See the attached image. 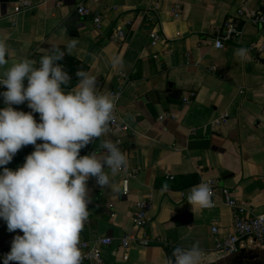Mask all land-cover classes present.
I'll use <instances>...</instances> for the list:
<instances>
[{
  "label": "crops",
  "instance_id": "0c3cea01",
  "mask_svg": "<svg viewBox=\"0 0 264 264\" xmlns=\"http://www.w3.org/2000/svg\"><path fill=\"white\" fill-rule=\"evenodd\" d=\"M18 1L0 0V36L7 37L11 49V58L6 56L9 64L0 68V75L24 58L39 61L51 45L66 50L64 45L76 39L77 48L65 59L97 76L99 92H121L118 119L135 132L118 136L127 168L138 171L129 179L128 195L122 194L120 173L112 177L108 189L99 187L95 178L88 183L92 203L80 239L113 240L102 248L101 264H167L177 246L188 248L197 242L205 264H264V252L247 241L237 254L215 252L212 228L225 239L232 225L231 209L220 193L210 210L193 211L187 200L191 188L213 179L218 189H228L242 205L264 214V28L245 24L240 36L221 50L213 42V30L239 8L264 11V0H156L157 10L147 15L154 0H30L31 10L13 16ZM79 4L103 16L100 30L91 17L76 13ZM177 4L178 18L173 15ZM116 26L125 28L123 42L109 39ZM150 32L161 36L156 47L149 43ZM239 48L248 49L247 60L235 55ZM154 54H161L157 61ZM116 56L122 63L113 67L111 58ZM119 72L128 78L124 87ZM24 83L27 87V79ZM72 87L66 86V91ZM4 91L6 87L0 85V93ZM187 97L188 105L183 101ZM4 107L0 95V109ZM13 107L32 111L27 102ZM225 113L229 116L225 124L213 128L211 122ZM164 114L175 119L158 122ZM34 118L41 122L39 113ZM105 138L115 143L116 137L107 134L80 155L104 152L100 143ZM34 150L33 145L23 147L5 167L18 169ZM149 195L154 209L148 234L168 239L176 247L143 248L131 241L128 260L123 261L119 242L138 233L133 208ZM18 234L23 232L10 233L0 218V264Z\"/></svg>",
  "mask_w": 264,
  "mask_h": 264
},
{
  "label": "clouds",
  "instance_id": "9594fccd",
  "mask_svg": "<svg viewBox=\"0 0 264 264\" xmlns=\"http://www.w3.org/2000/svg\"><path fill=\"white\" fill-rule=\"evenodd\" d=\"M77 44L72 39L66 50L51 45L39 61L24 58L0 75L7 89L0 93L6 105L0 109V218L10 233L23 232L14 237L3 264H83L80 234L92 203L88 181L95 178L102 189L111 188L112 177L128 166L126 154L107 138L100 143L104 152L80 155L109 133L119 96L99 92L98 77L85 70L77 71L78 83L66 91L72 78L59 62ZM235 55L245 61L248 49L239 48ZM6 56L11 58V49L7 37L0 36V68L9 64ZM121 63L120 57L111 58L113 67ZM25 102L31 112L13 107ZM27 145L35 150L25 163L16 170L5 167ZM213 195L211 183L202 181L190 189L188 204L193 211L211 208ZM167 264H205V257L197 242L177 246Z\"/></svg>",
  "mask_w": 264,
  "mask_h": 264
},
{
  "label": "built area",
  "instance_id": "2783aa9c",
  "mask_svg": "<svg viewBox=\"0 0 264 264\" xmlns=\"http://www.w3.org/2000/svg\"><path fill=\"white\" fill-rule=\"evenodd\" d=\"M157 2L154 0L153 6L148 8L145 14H149L157 10ZM30 0H19L14 8L13 16H16L22 12H26L32 9ZM180 6L177 4L173 10L174 17L180 16ZM76 13L80 17H91L94 27L97 30L102 28L103 16L101 14H92L91 10L84 4H79L76 8ZM128 24V23H127ZM245 24H252L254 26L264 28V11H251L245 6L239 8L236 15L232 18H228L223 26L215 28L213 30V42L214 47L218 50L223 49L227 44L234 42L241 34L242 28ZM130 25V24H128ZM126 36L125 28L123 26H116L113 28L109 39L113 42H123ZM161 42V36L157 32L149 33V43L151 47H156ZM165 53V51H164ZM161 54H154L153 59L158 60ZM118 81L121 86H125L128 78L124 72L118 73ZM121 96V92H111ZM185 104L190 103L189 97L185 98ZM116 121L110 125L109 135L115 136V143L118 145L121 143L119 135L123 133L134 134V130L125 123L120 122L118 119V103L116 105ZM174 120L175 118L164 114L158 117V122H162L166 119ZM229 116L227 113L221 114L211 122L213 128H218L225 124ZM122 174L123 179L121 182L122 194L127 196L129 193L128 183L129 179L135 177L138 171L135 169H124L119 172ZM92 179V178H91ZM88 181V183L91 181ZM173 180V177H169ZM204 182H210L213 189V202L214 206L203 210H210L216 206V199L218 194L224 198L225 204L231 209L232 212V225L228 236L225 239L219 237V231L216 227L212 228V236L215 242V252L222 256H231L237 254L239 249L242 248L244 241L249 242L250 245L256 249L264 252V214H256L253 210L242 205L237 199L232 196V193L228 189H218L217 182L213 179L204 180ZM154 209V198L152 195L139 200L135 203L132 212V221L134 228L138 231L136 235H126L119 242V248L122 252L123 261L128 260V250L131 241L137 243L140 247L147 248L152 245L161 246L167 249H173L176 244L165 238H151L147 232L151 220V213ZM81 250L85 254V262L93 264H101L102 262V248L111 246L113 240L111 238H96L93 241L81 240Z\"/></svg>",
  "mask_w": 264,
  "mask_h": 264
},
{
  "label": "trees",
  "instance_id": "16d2710c",
  "mask_svg": "<svg viewBox=\"0 0 264 264\" xmlns=\"http://www.w3.org/2000/svg\"><path fill=\"white\" fill-rule=\"evenodd\" d=\"M62 64L65 68V70L68 72V74L71 76V83L68 85L69 87H72L78 82V77L76 76L77 71L79 70H86L84 67H81L79 65L75 64H69L67 60L64 58L62 61L59 62Z\"/></svg>",
  "mask_w": 264,
  "mask_h": 264
},
{
  "label": "water",
  "instance_id": "95a60500",
  "mask_svg": "<svg viewBox=\"0 0 264 264\" xmlns=\"http://www.w3.org/2000/svg\"><path fill=\"white\" fill-rule=\"evenodd\" d=\"M211 264H216V263H211Z\"/></svg>",
  "mask_w": 264,
  "mask_h": 264
}]
</instances>
